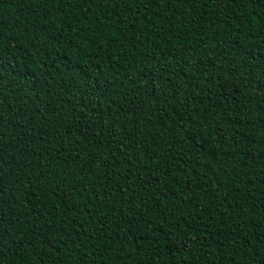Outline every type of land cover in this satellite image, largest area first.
<instances>
[{"label": "trees", "instance_id": "trees-1", "mask_svg": "<svg viewBox=\"0 0 264 264\" xmlns=\"http://www.w3.org/2000/svg\"><path fill=\"white\" fill-rule=\"evenodd\" d=\"M134 12L0 0V264H264V0ZM189 104L215 123L173 139ZM121 151L144 167H109ZM160 160L178 167L167 187ZM69 165L95 188L69 195ZM37 212L57 226L71 214L67 242L50 249ZM86 213L96 223L79 227Z\"/></svg>", "mask_w": 264, "mask_h": 264}, {"label": "snow or ice", "instance_id": "snow-or-ice-1", "mask_svg": "<svg viewBox=\"0 0 264 264\" xmlns=\"http://www.w3.org/2000/svg\"><path fill=\"white\" fill-rule=\"evenodd\" d=\"M144 2H145V0H123V3L129 8L130 14H132V15H135L134 10L139 5H142ZM148 2H154V0H148ZM188 106L192 107V112L189 115L192 116L193 118L189 119L188 121H186L183 124L177 123L173 126V128L171 130V136L173 139L183 137V140L185 142H187L191 139V130L193 127H199L201 129H203L205 127L210 128L212 126V124L215 123V117L211 113L201 112V111H199V109L197 107H194L191 104H189ZM229 118H230L229 114L225 113L224 119L227 120ZM85 123H87V121H85ZM186 131L189 133L188 135H184V133ZM117 135L119 136V142H122L124 139L127 138L128 131L125 130V132L123 134L117 133ZM200 135L202 136L203 133H200ZM110 142H117V141L114 140V141H110ZM117 150L118 149H113V151H117ZM121 156L123 157V159H119V158L113 156L112 157L113 163L110 164L109 167L115 168L117 163L124 164L128 167L136 168L137 170L144 167L143 164H141L136 159L135 156H131L129 153L121 151ZM156 159L159 160L160 158L157 156ZM195 159H201V157L196 156ZM214 162H219V161L210 160V161H208V164L210 165L211 163H214ZM161 166H163V168L160 171V175L164 177V181H163L164 187H167V181L169 179H175V176L173 175V173H176L178 171V167L176 166L174 160H167V161L166 160H160V165H157V167L161 168ZM189 166L194 167V165L192 164V158L184 161L179 166V168L183 169L184 175L188 174ZM163 169H166V170H163ZM88 171L90 172V174L92 176L96 175V172L93 171L92 168H89ZM76 172H77V170L73 169L69 165L68 170L64 173H61V175L63 176V181L67 182L65 187H66L68 194L71 195V193H73V192L88 193V192L92 191V189L95 188V185H93L91 183V181H89L87 185L82 183L81 177L77 176ZM154 187H155V185H154ZM49 199H50V197H49ZM88 199H92V197L89 196ZM75 203H76V201L73 200V204H75ZM42 211H46V210H42ZM73 211H74V209L70 206L69 213H72ZM50 214H51L50 212H47V214L41 216L40 212H37L35 214V219L37 221H40V220L43 221L41 228H43L44 226L48 227V230L51 233V239L47 242V245L51 249L54 246L58 245L61 240H64L65 242H67V236L65 235L64 232L61 231V229L64 228L65 226H71L72 215L69 214L65 218V220L60 221L59 226H57L56 220L49 219ZM90 215H93V214H91V213L85 214L84 221L79 225V227H84L85 223H93V224L96 223V221L88 219V216H90ZM99 220H103V217H99ZM2 221H3V216L0 215V252L3 251L2 242H3L4 234L7 231L6 229L3 228ZM13 223H15V221H13ZM85 231H87V229H85ZM67 235L70 236L71 233H68ZM22 242L27 243V237L26 236ZM71 243H72L73 247H76V248L79 247V244L76 242L75 239H73L71 241ZM76 264H92V261L87 258V255H85L82 259L77 260Z\"/></svg>", "mask_w": 264, "mask_h": 264}]
</instances>
